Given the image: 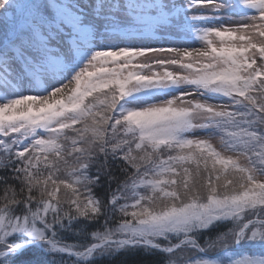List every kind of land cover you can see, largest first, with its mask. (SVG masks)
I'll return each instance as SVG.
<instances>
[{
	"label": "snow or ice",
	"instance_id": "6c2138e0",
	"mask_svg": "<svg viewBox=\"0 0 264 264\" xmlns=\"http://www.w3.org/2000/svg\"><path fill=\"white\" fill-rule=\"evenodd\" d=\"M0 264H264V0H0Z\"/></svg>",
	"mask_w": 264,
	"mask_h": 264
},
{
	"label": "rangeland",
	"instance_id": "374dc122",
	"mask_svg": "<svg viewBox=\"0 0 264 264\" xmlns=\"http://www.w3.org/2000/svg\"><path fill=\"white\" fill-rule=\"evenodd\" d=\"M199 45H194V47H198ZM139 62H146L144 58H141Z\"/></svg>",
	"mask_w": 264,
	"mask_h": 264
}]
</instances>
